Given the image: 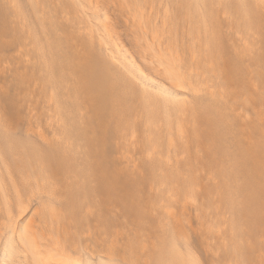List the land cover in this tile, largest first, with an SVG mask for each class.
Instances as JSON below:
<instances>
[{"label":"bare ground","instance_id":"obj_1","mask_svg":"<svg viewBox=\"0 0 264 264\" xmlns=\"http://www.w3.org/2000/svg\"><path fill=\"white\" fill-rule=\"evenodd\" d=\"M0 264H264V0H0Z\"/></svg>","mask_w":264,"mask_h":264},{"label":"rangeland","instance_id":"obj_2","mask_svg":"<svg viewBox=\"0 0 264 264\" xmlns=\"http://www.w3.org/2000/svg\"><path fill=\"white\" fill-rule=\"evenodd\" d=\"M117 27H118V31H119V33H120V38H121V41L123 42V44L127 47V48H129L131 51L133 50V48H132V45H131V42L128 40V37L126 36V33H125V30H124V28H123V26L121 25V24H118L117 25ZM121 31V32H120ZM12 50H13V47H7L6 48V53L8 54H10L11 52H12ZM22 109V111L21 110H19L18 109V111H19V113L21 114L20 116H22V115H24V109L23 108H21ZM21 111V112H20ZM22 117H20V119H21ZM22 120V119H21ZM23 127H24V122H23V120H22V123H21V121H19V124H18V126H17V130H18V132H21L22 130H23ZM195 245V248L196 249H198V246H197V243H195L194 244ZM198 252L200 253V250L198 249ZM201 254V253H200Z\"/></svg>","mask_w":264,"mask_h":264}]
</instances>
